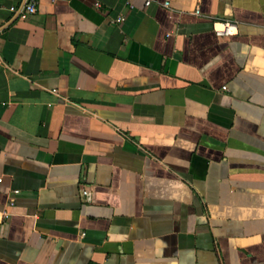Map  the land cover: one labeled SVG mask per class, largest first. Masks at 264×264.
Listing matches in <instances>:
<instances>
[{"label":"crops","instance_id":"0c3cea01","mask_svg":"<svg viewBox=\"0 0 264 264\" xmlns=\"http://www.w3.org/2000/svg\"><path fill=\"white\" fill-rule=\"evenodd\" d=\"M30 1L0 0V264H264V0Z\"/></svg>","mask_w":264,"mask_h":264},{"label":"built area","instance_id":"2783aa9c","mask_svg":"<svg viewBox=\"0 0 264 264\" xmlns=\"http://www.w3.org/2000/svg\"><path fill=\"white\" fill-rule=\"evenodd\" d=\"M147 5L151 4V0H147L146 2ZM166 5H169L170 2L167 1L165 2ZM100 6V4H97ZM14 9V8H12ZM37 10V1L32 0L29 3L26 4L25 8L21 12V18L26 19L29 15L35 13ZM198 12V11H197ZM125 20L124 17H119L117 19L118 22H123ZM217 24L220 25V27L215 28V31L218 35L224 36V35H232L237 32L238 26L235 22L231 20H222L218 21ZM2 179L0 178V181ZM86 192L84 191V194Z\"/></svg>","mask_w":264,"mask_h":264}]
</instances>
